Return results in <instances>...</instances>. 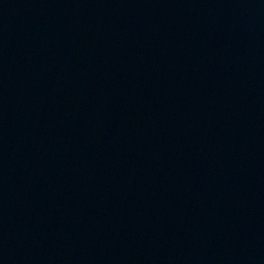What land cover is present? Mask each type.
<instances>
[{
    "label": "water",
    "instance_id": "1",
    "mask_svg": "<svg viewBox=\"0 0 264 264\" xmlns=\"http://www.w3.org/2000/svg\"><path fill=\"white\" fill-rule=\"evenodd\" d=\"M0 139L63 264H264V0H0Z\"/></svg>",
    "mask_w": 264,
    "mask_h": 264
}]
</instances>
